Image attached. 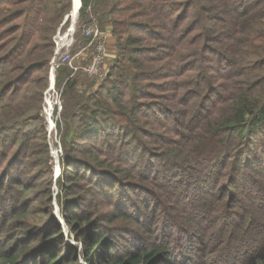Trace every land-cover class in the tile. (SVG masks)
Instances as JSON below:
<instances>
[{"label": "trees", "instance_id": "obj_1", "mask_svg": "<svg viewBox=\"0 0 264 264\" xmlns=\"http://www.w3.org/2000/svg\"><path fill=\"white\" fill-rule=\"evenodd\" d=\"M69 5L0 0V264H264V0H80V47L92 23L120 39L96 88L57 68L54 200L80 251L49 210L46 77H30Z\"/></svg>", "mask_w": 264, "mask_h": 264}, {"label": "rangeland", "instance_id": "obj_2", "mask_svg": "<svg viewBox=\"0 0 264 264\" xmlns=\"http://www.w3.org/2000/svg\"><path fill=\"white\" fill-rule=\"evenodd\" d=\"M70 5H69V9L67 10L66 13L63 14V16L61 17V19L58 21L57 20V24L55 25V28L53 31H51L50 34V41L51 43H53V46L51 47L52 51L51 54L49 55L48 59H47V64L45 65V67L41 68L40 70H37L35 72H33L31 74V78L33 77H38V76H45L46 77V86L43 88L42 93H41V99L39 102V106H38V113L39 116L42 117L44 124H45V130H46V139H47V144H48V150H49V164L51 166V170H52V175H53V183L50 186V192L52 195V201H51V205L49 207V210L55 215V217L60 221V224L62 226V232L64 234L65 237V242L67 244H72V245H76L78 250H82L83 249V244L80 241H76L73 237H72V232L68 231L67 226L64 225V222L60 216V210L58 205L56 204L55 200H54V195L56 194V192L59 191V186L58 184L55 182L56 177L59 175L61 168H62V163H61V157L64 153V148H63V142H62V138L66 132V123L65 120L62 117V111H63V105H64V100H63V83L62 84H58L56 82V74H57V68L55 69V89H48L49 87V75H50V63L49 60L50 58L54 55V50H55V43L54 40L57 39L58 36H62L64 33L69 32L68 28L72 22V0L70 1ZM55 6V7H54ZM58 6L57 4H54L53 6L51 4L48 5V9L45 11V16H50V17H55L58 13V10L56 9ZM69 14L68 16V21L67 23H64L65 17L66 15ZM116 18H120L122 15L117 14L115 15ZM77 18V16H76ZM75 18V21H76ZM143 17H137V20H142ZM74 21V23H75ZM75 25V24H74ZM91 26H97V24L92 23L90 24ZM88 25V26H90ZM98 27V26H97ZM74 31L72 34V43L70 44V46L68 47V51L70 54V63L72 64H67V63H60L59 65H66L68 70L70 71L69 77L70 78H76L77 80V86L79 87L80 90H84V87L86 86V88H96L100 85V83L103 82V80L107 77V75L109 74V72L111 71L114 75L116 74V70L113 69L114 65L116 64L117 59L116 55L118 56V52H119V41L120 39L117 37V35H115V33L113 32V24L111 22H107L104 25V28H99L100 30L103 31L102 37L104 36V43H105V56L102 60V62L100 64H98V69L100 68L101 72H104L103 75L101 76L102 78H99L97 76L91 75L88 72H86L83 67H86L90 61L92 60L93 56L96 54V41L95 40L93 42H91L89 44V46L86 47H80L79 46V40L75 41V26H73ZM86 29V28H85ZM84 29V30H85ZM133 35H136L139 33V31H130ZM58 35V36H57ZM84 35L87 36V34L84 31ZM71 41L70 35L68 37H66L65 41ZM147 42H151V41H147ZM65 49H63L64 51ZM62 51V52H63ZM60 56V55H59ZM72 66H77L76 69H74ZM77 87V88H78ZM86 89V90H87ZM148 88H146L145 90H147ZM150 90V92H159L158 90L155 89H148ZM161 92V91H160ZM49 98L53 103L57 104L60 103L61 108L60 110L57 109V107H55L54 111H53V119L56 125V128L52 130V132H50V134H48L47 131V122L44 116V105H46L45 101L46 99ZM60 149L61 153L59 152V163H58V170L57 167L55 166L54 163V158L52 157V151L56 150V149ZM70 234V235H69ZM77 262L83 263L84 260L81 257L80 253L77 254Z\"/></svg>", "mask_w": 264, "mask_h": 264}, {"label": "built area", "instance_id": "obj_3", "mask_svg": "<svg viewBox=\"0 0 264 264\" xmlns=\"http://www.w3.org/2000/svg\"><path fill=\"white\" fill-rule=\"evenodd\" d=\"M74 23H71L68 31L64 33L62 36H58L57 39L54 40L55 43V50H54V55L50 58L49 63H50V75H49V87L48 89H55V69L59 66L60 63H67V64H71L70 63V54L68 51V47L70 46V44L72 43V34L74 31ZM85 33L87 34V36H90L91 39L89 41V44L95 40L96 41V54L93 56L92 60L90 61V63L86 66L83 67V69L88 72L91 75L97 76L99 78H102L101 76L103 75L104 72H101L100 68L98 69V64H100L105 56V41H104V36L102 37L103 31L100 30L97 26H87L86 29L84 30ZM70 35L71 41L69 40L68 42L65 41L66 37H68ZM104 35V34H103ZM63 49H65L63 51ZM63 51V52H62ZM60 55V56H59ZM72 65V64H71ZM74 69L77 68V66H72ZM49 99V98H48ZM47 100V99H46ZM46 102V101H45ZM52 102V101H51ZM58 107H57V106ZM55 107H57L58 110H60L61 105L60 103H53L52 105L49 107L44 105V116L47 122V131L48 134H50V132H52L53 129L56 128L54 119L53 117V111L55 109ZM47 108L49 110H47ZM59 152L61 153L60 149H56L54 151H52V157L54 158V163L55 166L57 167L58 170V157H59Z\"/></svg>", "mask_w": 264, "mask_h": 264}, {"label": "bare ground", "instance_id": "obj_4", "mask_svg": "<svg viewBox=\"0 0 264 264\" xmlns=\"http://www.w3.org/2000/svg\"><path fill=\"white\" fill-rule=\"evenodd\" d=\"M79 1H80V0H72V9H73V11H72V22H71V23H74L75 18H76V16H77V8H78V6H79ZM45 103H46V106L49 105V107L52 105L51 100L48 99V98H47V100H46ZM47 110H49V109L47 108Z\"/></svg>", "mask_w": 264, "mask_h": 264}, {"label": "water", "instance_id": "obj_5", "mask_svg": "<svg viewBox=\"0 0 264 264\" xmlns=\"http://www.w3.org/2000/svg\"><path fill=\"white\" fill-rule=\"evenodd\" d=\"M79 6H80V1H79ZM79 6L77 8V12H78ZM68 16H69V14L66 15L65 20L68 18Z\"/></svg>", "mask_w": 264, "mask_h": 264}]
</instances>
